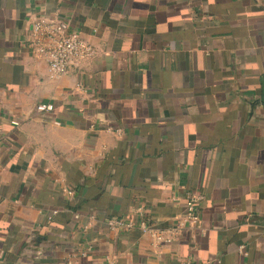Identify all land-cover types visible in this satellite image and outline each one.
Masks as SVG:
<instances>
[{
	"label": "crops",
	"instance_id": "obj_1",
	"mask_svg": "<svg viewBox=\"0 0 264 264\" xmlns=\"http://www.w3.org/2000/svg\"><path fill=\"white\" fill-rule=\"evenodd\" d=\"M51 19L96 49L55 79ZM263 90L264 0H0V264H264Z\"/></svg>",
	"mask_w": 264,
	"mask_h": 264
},
{
	"label": "built area",
	"instance_id": "obj_2",
	"mask_svg": "<svg viewBox=\"0 0 264 264\" xmlns=\"http://www.w3.org/2000/svg\"><path fill=\"white\" fill-rule=\"evenodd\" d=\"M35 35L33 44L36 52L46 57L48 61V72L51 79L58 78L69 72L72 68H78L82 62L96 53L95 47L81 37L78 31H69L68 24L63 20H37L34 25ZM39 111L54 110L53 103H41L38 105ZM109 131L115 130L120 133V129L107 128ZM73 194V190L69 191ZM204 196L198 192H191L186 201L185 222L182 226L196 227L201 221L200 205ZM56 212V211H55ZM107 225L111 229L130 230L137 227L133 221L111 218ZM180 225V226H181ZM144 232H149L159 244H169L174 240L176 230H159L149 225L146 221H141L138 225ZM243 252L246 253L245 247Z\"/></svg>",
	"mask_w": 264,
	"mask_h": 264
},
{
	"label": "trees",
	"instance_id": "obj_3",
	"mask_svg": "<svg viewBox=\"0 0 264 264\" xmlns=\"http://www.w3.org/2000/svg\"><path fill=\"white\" fill-rule=\"evenodd\" d=\"M262 96H263V99H264V90H263V94H262Z\"/></svg>",
	"mask_w": 264,
	"mask_h": 264
}]
</instances>
